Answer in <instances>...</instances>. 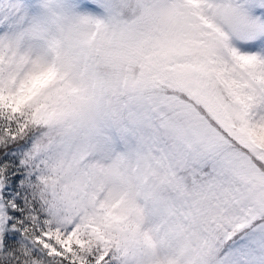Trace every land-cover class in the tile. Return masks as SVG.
Masks as SVG:
<instances>
[{"label": "snow or ice", "instance_id": "obj_1", "mask_svg": "<svg viewBox=\"0 0 264 264\" xmlns=\"http://www.w3.org/2000/svg\"><path fill=\"white\" fill-rule=\"evenodd\" d=\"M0 264H264V0H0Z\"/></svg>", "mask_w": 264, "mask_h": 264}]
</instances>
